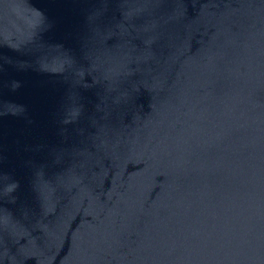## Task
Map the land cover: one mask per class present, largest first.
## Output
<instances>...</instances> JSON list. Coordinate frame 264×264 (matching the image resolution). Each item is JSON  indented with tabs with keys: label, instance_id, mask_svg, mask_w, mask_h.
Masks as SVG:
<instances>
[{
	"label": "water",
	"instance_id": "water-1",
	"mask_svg": "<svg viewBox=\"0 0 264 264\" xmlns=\"http://www.w3.org/2000/svg\"><path fill=\"white\" fill-rule=\"evenodd\" d=\"M0 264H264V0H0Z\"/></svg>",
	"mask_w": 264,
	"mask_h": 264
}]
</instances>
